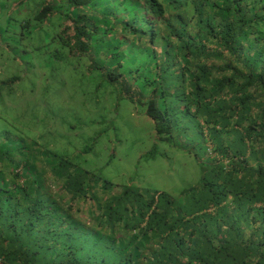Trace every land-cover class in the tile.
<instances>
[{"label": "trees", "instance_id": "1", "mask_svg": "<svg viewBox=\"0 0 264 264\" xmlns=\"http://www.w3.org/2000/svg\"><path fill=\"white\" fill-rule=\"evenodd\" d=\"M35 11L23 26L59 17L69 54L143 102L156 138L193 153L201 174L176 199L0 142V264H264V0Z\"/></svg>", "mask_w": 264, "mask_h": 264}, {"label": "rangeland", "instance_id": "2", "mask_svg": "<svg viewBox=\"0 0 264 264\" xmlns=\"http://www.w3.org/2000/svg\"><path fill=\"white\" fill-rule=\"evenodd\" d=\"M38 2L0 0V142L17 144L15 153L30 160L68 158L117 188L180 199L199 180L195 155L157 139L143 102L119 97L84 58L69 54L56 39L59 17L23 26Z\"/></svg>", "mask_w": 264, "mask_h": 264}]
</instances>
